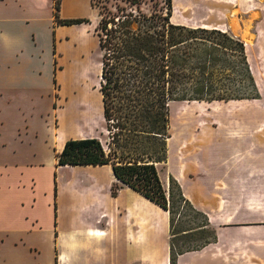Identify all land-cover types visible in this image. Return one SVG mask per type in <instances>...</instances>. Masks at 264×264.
Instances as JSON below:
<instances>
[{
	"label": "crops",
	"instance_id": "crops-1",
	"mask_svg": "<svg viewBox=\"0 0 264 264\" xmlns=\"http://www.w3.org/2000/svg\"><path fill=\"white\" fill-rule=\"evenodd\" d=\"M198 1L207 21L178 22L218 27L244 40L261 96L232 100H264V0ZM53 129L42 145L37 134L20 132L16 145L0 152V264H171L169 211L127 184L113 194L110 163L58 164L67 139L96 135L86 130L58 138ZM220 141L212 149H168L169 174L217 234L179 253L176 262L264 264V226L238 224L259 215L249 209L259 200L251 194L264 185L262 131L254 144ZM162 215L169 237L164 249L154 241ZM42 248L49 250L45 262Z\"/></svg>",
	"mask_w": 264,
	"mask_h": 264
},
{
	"label": "trees",
	"instance_id": "trees-1",
	"mask_svg": "<svg viewBox=\"0 0 264 264\" xmlns=\"http://www.w3.org/2000/svg\"><path fill=\"white\" fill-rule=\"evenodd\" d=\"M61 3L55 0L57 23L92 20L60 17ZM91 5L97 13L107 138L71 137L57 152V163H110L117 178L113 194L127 184L167 209L170 263L177 264L179 253L201 248L217 234L179 180L169 174L166 186L161 178L159 164L168 159L172 137L171 104L260 97L246 44L228 30L175 22L173 0H91ZM179 233L187 238L176 248Z\"/></svg>",
	"mask_w": 264,
	"mask_h": 264
},
{
	"label": "rangeland",
	"instance_id": "rangeland-1",
	"mask_svg": "<svg viewBox=\"0 0 264 264\" xmlns=\"http://www.w3.org/2000/svg\"><path fill=\"white\" fill-rule=\"evenodd\" d=\"M54 5L55 0H0V152L16 145L19 133L28 130L37 134L39 145L53 127L59 132L58 138L81 135L86 130L103 141L107 138L99 89L97 13L91 0H62L60 17L92 20L59 24ZM173 7L174 21L194 25L207 21L206 9L198 0H173ZM171 131L169 149H212L217 139L254 144L255 133L261 131L264 149V100L175 101L171 104ZM159 169L168 186V164L160 163ZM251 196L259 200L249 211L259 215L239 219L238 224L264 226V185ZM163 219L162 215L154 240L162 249L169 240ZM189 221L185 225L192 223ZM185 235L175 236L176 248L183 244ZM48 253L41 249L44 262Z\"/></svg>",
	"mask_w": 264,
	"mask_h": 264
},
{
	"label": "bare ground",
	"instance_id": "bare-ground-1",
	"mask_svg": "<svg viewBox=\"0 0 264 264\" xmlns=\"http://www.w3.org/2000/svg\"><path fill=\"white\" fill-rule=\"evenodd\" d=\"M100 89V88H99ZM103 103V102H102Z\"/></svg>",
	"mask_w": 264,
	"mask_h": 264
}]
</instances>
